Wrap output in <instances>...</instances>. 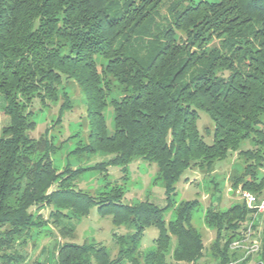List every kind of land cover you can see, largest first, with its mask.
I'll use <instances>...</instances> for the list:
<instances>
[{"label":"trees","instance_id":"trees-1","mask_svg":"<svg viewBox=\"0 0 264 264\" xmlns=\"http://www.w3.org/2000/svg\"><path fill=\"white\" fill-rule=\"evenodd\" d=\"M165 1L0 0V264L24 262L21 248L48 224L62 239L53 238L49 264H198L203 257L226 264L244 256L231 247L250 218L242 201L205 210V225L215 230L209 253L192 223L196 199L180 202L167 220L163 214L184 171L208 176L235 152L249 163L232 187L264 191V174L255 171L264 172V0H169L162 15ZM214 39L222 48L207 49ZM70 81L83 93L88 125L71 153L103 159L59 170L52 143L28 135L31 105L61 99L59 111L70 108ZM200 112L212 123L210 143L197 125ZM135 158L156 165L165 206L148 197L122 201ZM114 166L123 172L120 184L104 178ZM88 169L104 178L94 194L74 183ZM50 206L43 219L40 209ZM91 207L127 229L112 233L114 256L103 245L72 241L75 222ZM151 226L153 246L140 249ZM251 259L264 264V229L258 252L241 263Z\"/></svg>","mask_w":264,"mask_h":264},{"label":"rangeland","instance_id":"rangeland-1","mask_svg":"<svg viewBox=\"0 0 264 264\" xmlns=\"http://www.w3.org/2000/svg\"><path fill=\"white\" fill-rule=\"evenodd\" d=\"M169 2V0H166L163 3L161 9L162 15L166 14ZM220 42L221 39L212 40L208 44L207 49L219 46L222 48ZM66 92L70 108L64 109L61 112L59 111L61 99L57 103H48V106L42 105L39 100L33 101L31 105V109H33L31 119L34 127L28 132L30 138L36 143H43L44 140L52 143L55 152L51 155V158L53 164L59 170L63 168L66 162L75 168L76 166H89L103 159L99 154L91 155L87 152L71 153L79 145V141L86 139L88 125L83 93L72 81L68 83ZM119 95L121 93H118L116 96ZM104 114L108 133L111 134L114 130V125L113 111L110 105L105 108ZM2 122L0 121V126L3 124ZM197 125L205 141L210 143L212 140V123L204 112L199 113ZM245 147L252 146L246 143ZM248 163V158L235 152L229 155L227 159L216 164L215 169L208 176L195 167L187 169L175 184L176 193L174 194L171 207L163 214L164 218L167 220L170 215L172 216L173 210L180 202L196 199L198 205L192 211V223L201 234L205 252L209 253L208 250H210L215 237V230L205 225L203 219L205 210L213 207L215 210L223 211L230 205L241 202V199L235 192V188L232 187L230 190L229 188L232 186L231 182L233 180L241 177ZM125 171V175H123L125 176V187L122 199L124 203L136 202L148 197L158 207L166 205L160 182L158 180L154 181V178L157 176V169L154 163L143 162L135 158ZM255 171L258 174V178L264 174L261 167H256ZM122 174L123 172L120 168L114 166L107 169L104 178L112 183L118 182L120 184ZM104 178L103 174L99 171L88 169L74 177V183L76 188L94 194L104 184ZM209 178L212 179V182H210ZM215 187L216 190L214 189ZM50 208L51 206L40 209L43 219L47 218ZM75 224L73 242L103 245L111 256H114L117 251V246L112 239V233L114 231L125 233L127 230L125 227L115 228L111 217L99 215L95 207H91L89 213L78 219ZM39 229V234L31 237L27 241V244L21 248L25 256V260L21 264H49L50 253L53 250V238L55 237L62 241V239H59L57 230L50 224L44 225L43 228ZM257 229L261 235L262 229H264V214L258 218ZM156 235L157 230L155 227L151 226L147 228L140 241V249L151 248L153 246V238ZM198 264L214 263H212L211 258L206 259V257H203Z\"/></svg>","mask_w":264,"mask_h":264},{"label":"built area","instance_id":"built-area-1","mask_svg":"<svg viewBox=\"0 0 264 264\" xmlns=\"http://www.w3.org/2000/svg\"><path fill=\"white\" fill-rule=\"evenodd\" d=\"M232 186L229 188V190ZM238 197L249 209L250 218L238 230L237 239L232 241V248H240L244 256L236 261H230L226 264H242L241 261L249 255H254L260 248V232L257 229L256 219L264 214V191L255 193L251 190L244 189L240 185L235 188ZM243 264H261L252 259Z\"/></svg>","mask_w":264,"mask_h":264},{"label":"crops","instance_id":"crops-1","mask_svg":"<svg viewBox=\"0 0 264 264\" xmlns=\"http://www.w3.org/2000/svg\"><path fill=\"white\" fill-rule=\"evenodd\" d=\"M155 237H156V236H155ZM155 237H154V238H155ZM154 238H153V239H154ZM47 264H48V263H47Z\"/></svg>","mask_w":264,"mask_h":264}]
</instances>
